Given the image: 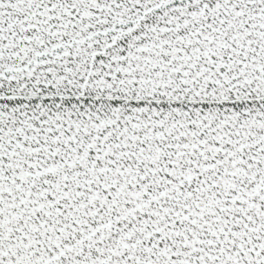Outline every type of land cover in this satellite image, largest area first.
<instances>
[{
  "label": "snow or ice",
  "instance_id": "6c2138e0",
  "mask_svg": "<svg viewBox=\"0 0 264 264\" xmlns=\"http://www.w3.org/2000/svg\"><path fill=\"white\" fill-rule=\"evenodd\" d=\"M0 264H264V0H0Z\"/></svg>",
  "mask_w": 264,
  "mask_h": 264
}]
</instances>
